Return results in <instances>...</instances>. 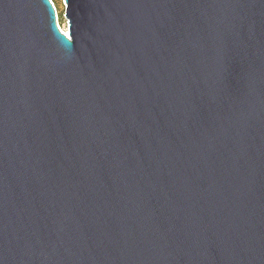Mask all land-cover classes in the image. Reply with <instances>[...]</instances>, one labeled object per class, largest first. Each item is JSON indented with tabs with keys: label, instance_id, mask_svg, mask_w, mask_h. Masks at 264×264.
Returning <instances> with one entry per match:
<instances>
[{
	"label": "water",
	"instance_id": "95a60500",
	"mask_svg": "<svg viewBox=\"0 0 264 264\" xmlns=\"http://www.w3.org/2000/svg\"><path fill=\"white\" fill-rule=\"evenodd\" d=\"M0 0V264H264V0Z\"/></svg>",
	"mask_w": 264,
	"mask_h": 264
},
{
	"label": "rangeland",
	"instance_id": "374dc122",
	"mask_svg": "<svg viewBox=\"0 0 264 264\" xmlns=\"http://www.w3.org/2000/svg\"><path fill=\"white\" fill-rule=\"evenodd\" d=\"M56 11L57 23L62 31L67 33V19L65 18V2L64 0H51Z\"/></svg>",
	"mask_w": 264,
	"mask_h": 264
},
{
	"label": "bare ground",
	"instance_id": "6f19581e",
	"mask_svg": "<svg viewBox=\"0 0 264 264\" xmlns=\"http://www.w3.org/2000/svg\"><path fill=\"white\" fill-rule=\"evenodd\" d=\"M66 33V31H64Z\"/></svg>",
	"mask_w": 264,
	"mask_h": 264
}]
</instances>
